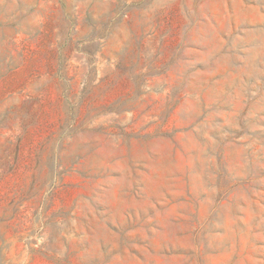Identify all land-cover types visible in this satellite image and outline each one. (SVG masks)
Here are the masks:
<instances>
[{"label": "rangeland", "instance_id": "374dc122", "mask_svg": "<svg viewBox=\"0 0 264 264\" xmlns=\"http://www.w3.org/2000/svg\"><path fill=\"white\" fill-rule=\"evenodd\" d=\"M0 264H264V0H0Z\"/></svg>", "mask_w": 264, "mask_h": 264}]
</instances>
